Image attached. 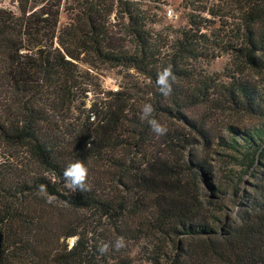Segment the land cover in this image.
Here are the masks:
<instances>
[{"label":"trees","instance_id":"16d2710c","mask_svg":"<svg viewBox=\"0 0 264 264\" xmlns=\"http://www.w3.org/2000/svg\"><path fill=\"white\" fill-rule=\"evenodd\" d=\"M218 1L209 13L241 40L229 44L239 65L264 74V0ZM32 2L18 0L20 14L0 8V264H264V203L217 229V216L205 213L198 194L204 162L147 158L150 126L133 109L135 93L110 91L73 114L77 92L85 89L76 66L82 58L147 77L150 83L134 89L147 88L153 118L171 112L170 104L182 107L174 80L164 96L157 73L187 74L178 61L199 54L206 18L191 15L167 56L168 41L151 28L155 18L141 1L77 0L65 7L63 25L57 4L38 11ZM227 90L264 115L263 86L237 78ZM244 138L251 166L264 152V129ZM129 144L139 158L115 155ZM238 145L235 138L230 147ZM78 160L88 168L84 192L64 187V168ZM104 160L116 173L96 168ZM121 237L125 247L117 250ZM142 240L148 248L138 256L133 246Z\"/></svg>","mask_w":264,"mask_h":264},{"label":"rangeland","instance_id":"374dc122","mask_svg":"<svg viewBox=\"0 0 264 264\" xmlns=\"http://www.w3.org/2000/svg\"><path fill=\"white\" fill-rule=\"evenodd\" d=\"M138 1H141L143 9H147L155 18L156 22L150 25L154 32L168 41V47H164L167 56L173 51L169 46L175 38L190 26L191 15H199L207 20L204 21L205 28L200 31L207 37L200 42L199 54H188L178 61L179 65L187 70V74L182 73L174 77V84L178 89L176 93L184 99L182 107L170 104L171 112H156L154 118L168 131L162 136H157L151 129H147L149 141L143 146L146 156H161L168 160L194 158L204 162L205 170L203 177H200L198 194L204 203L205 213L208 216H217L218 220H214L217 229L238 223L241 214L252 213L255 207L264 203V152L259 154L251 166L250 161L242 154L243 147L248 145L244 137L263 131L264 115L260 110L245 107L246 103L242 99H234L227 88H231L237 78H248L264 87V74L239 65L235 51L229 44L239 45L241 40L235 38L234 30H222L226 22L222 24L220 18L209 13L211 8L218 7V0ZM76 3L77 0H34L30 7L39 11L48 7L56 8L54 5L57 4L60 9L59 24L63 25L69 21L65 7L75 6ZM18 4V0H0L1 9L13 10L20 14ZM167 6L172 7L177 18L167 17ZM70 13L74 15V12ZM112 19L117 21L115 15ZM232 21L229 18L228 24ZM76 66L81 72L85 89L77 92L74 115L84 108L91 107L94 101H104L110 91L129 89L135 93L136 101H132V106L139 116H142L143 106L150 104L148 100L152 97L144 91L147 88L134 89V86L143 87L150 81L135 69L100 65L91 58L77 60ZM191 94L192 98L185 99ZM168 136L176 137L172 144L165 143ZM128 138L133 141L130 136ZM235 138L240 144L238 151L230 147ZM137 149L138 147L129 144L120 147L115 155L120 158L126 155L139 158ZM2 160L0 157V167ZM95 166H100L99 170L103 172L109 169L114 173L117 171L113 163L109 165L106 160ZM82 211L88 213L86 210H80ZM72 240L74 238L69 240L70 244ZM145 242L142 240L134 245L133 253L142 255V247L145 250L148 248Z\"/></svg>","mask_w":264,"mask_h":264},{"label":"clouds","instance_id":"9594fccd","mask_svg":"<svg viewBox=\"0 0 264 264\" xmlns=\"http://www.w3.org/2000/svg\"><path fill=\"white\" fill-rule=\"evenodd\" d=\"M170 78L175 79L172 75L171 68H165L162 72L157 73V85L159 86V91L162 95L167 96L171 92V84ZM154 109L151 104H145L142 108V120H146L150 126L151 131L157 136H162L167 133L168 129L162 125L157 119L152 117ZM88 177V168L82 161H75L69 163L63 170V180L64 187L71 190L72 192H76L77 190L84 192L87 191L86 180ZM40 192L46 191V186L41 185ZM49 202L51 200L49 199ZM125 247V242L123 237L119 238L115 243V248L117 250ZM108 250V246L105 245L100 251L106 252Z\"/></svg>","mask_w":264,"mask_h":264},{"label":"built area","instance_id":"2783aa9c","mask_svg":"<svg viewBox=\"0 0 264 264\" xmlns=\"http://www.w3.org/2000/svg\"><path fill=\"white\" fill-rule=\"evenodd\" d=\"M166 15L169 19H175L177 18V14L175 13V11L172 9V7H168L166 8Z\"/></svg>","mask_w":264,"mask_h":264}]
</instances>
